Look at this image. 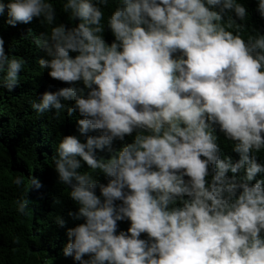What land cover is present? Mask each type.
<instances>
[{"label": "clouds", "instance_id": "1", "mask_svg": "<svg viewBox=\"0 0 264 264\" xmlns=\"http://www.w3.org/2000/svg\"><path fill=\"white\" fill-rule=\"evenodd\" d=\"M52 2L0 0V15L41 31L28 30L34 65L53 83L32 108L77 114L54 158L77 205L68 214L82 220L63 254L78 264H264V29L245 31L264 0H64L74 23H57ZM25 62L0 38L3 87L18 86ZM40 183L31 175L27 191Z\"/></svg>", "mask_w": 264, "mask_h": 264}, {"label": "trees", "instance_id": "2", "mask_svg": "<svg viewBox=\"0 0 264 264\" xmlns=\"http://www.w3.org/2000/svg\"><path fill=\"white\" fill-rule=\"evenodd\" d=\"M52 1L57 11L56 22L74 23L62 10L64 0ZM104 11L106 19L110 9ZM258 20L253 13L248 17L251 24ZM260 20L253 25L255 28L250 29L251 25H248L246 34L264 29V17ZM38 27L35 23L32 28L19 23L7 25L5 16L0 15V38L4 40L5 51L26 61L14 90L0 84V264H78L71 256H65L62 248L68 239L67 228L82 220L68 214L69 210L75 211L77 205L68 196L69 187L57 179L54 169L58 142L63 134L76 133L77 114L69 115L66 109L59 110L58 114L57 110L38 113L32 108L33 102L43 91L51 90L53 83V79L45 76L44 70L34 65L39 47L33 42L31 32L37 30L40 33ZM50 27L44 25L45 30ZM104 35L109 42L114 39L107 26ZM54 86L55 90L57 87ZM65 103L70 104L71 101ZM125 139L130 141L132 136ZM121 143L114 142V147ZM101 154L107 155V152ZM81 171L93 172L86 164ZM17 175L24 177L20 186L13 183V177ZM31 175L37 176L41 183L39 188L27 191ZM93 175L106 182V177L99 170H95ZM25 193L30 210L27 215L17 211V201ZM58 217L65 220L63 226L56 222ZM129 224V220L118 221L117 231L127 230ZM141 235L146 236L144 233Z\"/></svg>", "mask_w": 264, "mask_h": 264}, {"label": "bare ground", "instance_id": "3", "mask_svg": "<svg viewBox=\"0 0 264 264\" xmlns=\"http://www.w3.org/2000/svg\"><path fill=\"white\" fill-rule=\"evenodd\" d=\"M257 178H260V177H257Z\"/></svg>", "mask_w": 264, "mask_h": 264}]
</instances>
